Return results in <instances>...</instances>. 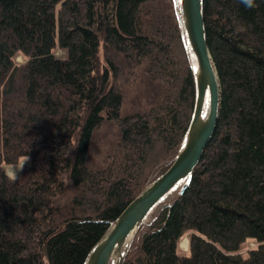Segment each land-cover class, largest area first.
<instances>
[{
	"label": "trees",
	"instance_id": "obj_1",
	"mask_svg": "<svg viewBox=\"0 0 264 264\" xmlns=\"http://www.w3.org/2000/svg\"><path fill=\"white\" fill-rule=\"evenodd\" d=\"M255 4L202 0L216 131L124 264H264V0ZM196 92L177 0H0V264H84L176 159ZM25 161L21 179L6 175Z\"/></svg>",
	"mask_w": 264,
	"mask_h": 264
},
{
	"label": "water",
	"instance_id": "obj_2",
	"mask_svg": "<svg viewBox=\"0 0 264 264\" xmlns=\"http://www.w3.org/2000/svg\"><path fill=\"white\" fill-rule=\"evenodd\" d=\"M196 80L192 121L172 165L149 184L111 223L84 264H124L134 236L174 190L186 189L212 139L220 111V83L206 38L202 0H177ZM205 99L209 108L205 112Z\"/></svg>",
	"mask_w": 264,
	"mask_h": 264
},
{
	"label": "rangeland",
	"instance_id": "obj_3",
	"mask_svg": "<svg viewBox=\"0 0 264 264\" xmlns=\"http://www.w3.org/2000/svg\"><path fill=\"white\" fill-rule=\"evenodd\" d=\"M64 55V52H62V51H58L57 52V56L58 57H62ZM17 61H19V62H24L25 61V59L22 57V56H18L17 57ZM133 95L132 96H134V91L133 92H131ZM105 152H107L105 149H103V153L105 154ZM102 153V155H104ZM101 159V156H100V154H99V156H94V157H92L91 158V163H96V162H99V161H101L100 160ZM9 166L10 165H6L5 166V170H7L8 168H9ZM13 166H15L17 169H19V170H17V173H16V175H17V178L15 179V180H18V179H21V177H22V175H23V171H24V169H26L27 167H30L31 166V163L30 162H27V161H25V162H22V163H20V164H17V165H13ZM180 189V187L179 188H177L175 191H177V190H179ZM175 191H173L169 196H167V198H165L164 199V201H166V200H168V199H172L174 196H175V194H174V192ZM161 204V203H160ZM158 207V206H157ZM155 210V209H154ZM151 216V215H150ZM150 219V217L148 218V220ZM147 220V221H148ZM184 239H188L189 240V238L186 236ZM183 239V240H184ZM182 240V241H183ZM181 241V242H182ZM255 246V244H254V242H251L250 244H249V248H251V247H254ZM180 247H181V249L183 250V251H185V252H187L188 250H186V249H184L182 246H181V243H180ZM246 251H243V253H245Z\"/></svg>",
	"mask_w": 264,
	"mask_h": 264
},
{
	"label": "clouds",
	"instance_id": "obj_4",
	"mask_svg": "<svg viewBox=\"0 0 264 264\" xmlns=\"http://www.w3.org/2000/svg\"><path fill=\"white\" fill-rule=\"evenodd\" d=\"M241 3L245 5L247 8H254L256 7L255 0H241ZM28 160V159H27ZM17 169L15 166L10 165L9 168L6 170V175L12 179L15 180L17 178Z\"/></svg>",
	"mask_w": 264,
	"mask_h": 264
},
{
	"label": "bare ground",
	"instance_id": "obj_5",
	"mask_svg": "<svg viewBox=\"0 0 264 264\" xmlns=\"http://www.w3.org/2000/svg\"><path fill=\"white\" fill-rule=\"evenodd\" d=\"M208 101V104H207V108L205 107V112H207L208 108H209V99H207ZM164 201V200H163ZM152 214V213H151ZM147 223V222H146ZM181 246L186 249V250H189V240L188 239H184L182 242H181Z\"/></svg>",
	"mask_w": 264,
	"mask_h": 264
},
{
	"label": "snow or ice",
	"instance_id": "obj_6",
	"mask_svg": "<svg viewBox=\"0 0 264 264\" xmlns=\"http://www.w3.org/2000/svg\"><path fill=\"white\" fill-rule=\"evenodd\" d=\"M208 101L205 99V107L207 108Z\"/></svg>",
	"mask_w": 264,
	"mask_h": 264
}]
</instances>
